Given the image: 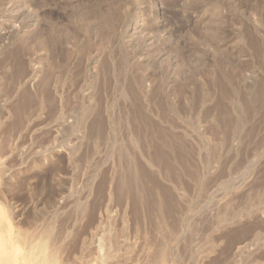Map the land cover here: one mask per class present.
I'll use <instances>...</instances> for the list:
<instances>
[{
  "label": "rangeland",
  "instance_id": "obj_1",
  "mask_svg": "<svg viewBox=\"0 0 264 264\" xmlns=\"http://www.w3.org/2000/svg\"><path fill=\"white\" fill-rule=\"evenodd\" d=\"M0 222L17 264H264V0H0Z\"/></svg>",
  "mask_w": 264,
  "mask_h": 264
},
{
  "label": "bare ground",
  "instance_id": "obj_2",
  "mask_svg": "<svg viewBox=\"0 0 264 264\" xmlns=\"http://www.w3.org/2000/svg\"><path fill=\"white\" fill-rule=\"evenodd\" d=\"M2 223L0 222V231H2V233H3L7 227H5L4 223L3 224ZM2 225H3V227H2ZM1 227L3 229L5 228V229L3 230ZM6 233H7V231H6ZM21 234L18 236L17 239L26 242L27 238L25 236H22ZM1 238H2V236H1ZM2 239H5V238H2ZM5 240H7V238ZM0 242H1L0 243V264H17V260H18L17 256L18 255H17L16 249L5 246L6 244H8V241L0 240ZM5 242H6V244H5ZM3 244H4V247L2 246ZM9 244H11V243H9ZM55 255L51 251L48 250L46 242L44 240H41V241H37V242L31 244L29 246L28 250L26 251V253L21 257L20 261H18V263L19 264H57Z\"/></svg>",
  "mask_w": 264,
  "mask_h": 264
}]
</instances>
